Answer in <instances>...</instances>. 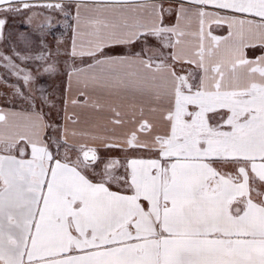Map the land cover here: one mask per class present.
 <instances>
[{
	"label": "snow or ice",
	"instance_id": "snow-or-ice-1",
	"mask_svg": "<svg viewBox=\"0 0 264 264\" xmlns=\"http://www.w3.org/2000/svg\"><path fill=\"white\" fill-rule=\"evenodd\" d=\"M0 264H264V0H0Z\"/></svg>",
	"mask_w": 264,
	"mask_h": 264
},
{
	"label": "crops",
	"instance_id": "crops-1",
	"mask_svg": "<svg viewBox=\"0 0 264 264\" xmlns=\"http://www.w3.org/2000/svg\"><path fill=\"white\" fill-rule=\"evenodd\" d=\"M220 34H222V33H220Z\"/></svg>",
	"mask_w": 264,
	"mask_h": 264
}]
</instances>
